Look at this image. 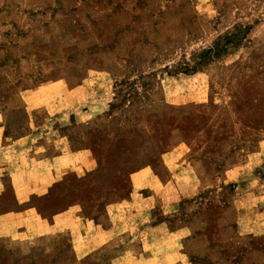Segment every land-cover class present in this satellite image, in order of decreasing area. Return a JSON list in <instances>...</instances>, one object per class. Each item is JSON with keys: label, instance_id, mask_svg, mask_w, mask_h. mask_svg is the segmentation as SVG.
I'll use <instances>...</instances> for the list:
<instances>
[{"label": "rangeland", "instance_id": "374dc122", "mask_svg": "<svg viewBox=\"0 0 264 264\" xmlns=\"http://www.w3.org/2000/svg\"><path fill=\"white\" fill-rule=\"evenodd\" d=\"M58 82L86 100L26 107ZM0 126L86 152L49 185L22 173L23 201L0 164V221L128 224L0 237V264H132L135 224L180 233L163 264H264V0H0Z\"/></svg>", "mask_w": 264, "mask_h": 264}, {"label": "crops", "instance_id": "0c3cea01", "mask_svg": "<svg viewBox=\"0 0 264 264\" xmlns=\"http://www.w3.org/2000/svg\"><path fill=\"white\" fill-rule=\"evenodd\" d=\"M80 92L69 89L63 83L58 82L56 84H44L40 89L26 94L27 96L24 95V98L27 108L43 107L50 115H54L58 112H64L67 107H75L86 100L87 94ZM45 136L41 133L36 135L32 131L24 135L10 137L4 134L2 126H0V164L4 165V170L20 174L17 184L18 191L22 196L19 195L20 201L28 196L25 195V192H21L22 190L26 191L25 183H28L21 179L22 173H35L32 178L37 184L49 185L58 180L64 173L77 170L86 155L84 150H73L66 136L59 132ZM5 218V220L0 221V237L25 240L67 230L74 237L86 235L97 242L104 243L114 236H118L128 226L126 217L122 218L120 214H115L110 218L111 227L108 230L101 231L94 219L84 222L69 219L72 221L53 223L40 221L37 215L31 212L16 218ZM134 230L140 231L142 236V254L136 256L134 260L131 259L132 264H163V260L170 253L177 251L180 246V233L178 231H168L162 236H156L154 234L157 230L155 226L141 228L137 224H135ZM160 240H164L165 243H158ZM90 246L88 250H90Z\"/></svg>", "mask_w": 264, "mask_h": 264}]
</instances>
